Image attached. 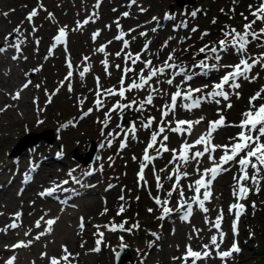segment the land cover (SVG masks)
Here are the masks:
<instances>
[{"label":"rangeland","instance_id":"1","mask_svg":"<svg viewBox=\"0 0 264 264\" xmlns=\"http://www.w3.org/2000/svg\"><path fill=\"white\" fill-rule=\"evenodd\" d=\"M28 1V0H25ZM24 0H0V7L4 10L12 9L14 7L15 10L12 12V16L21 17V26L25 29L26 35L29 39L32 40V43L35 41V32H33L31 22H40V26H38V29L36 30L37 36L40 34H43V26L45 25L46 20L49 19V13H51V8L47 7L44 9V6L49 5V1L47 0H32L30 1V4H33V9L36 10L37 15L32 18L31 21H28L26 18L28 17L29 13L23 12L25 9V2ZM92 6H94V11L97 10L95 8H98L99 15L103 14H109L111 16L117 17L118 12L119 15H123V13L127 12L129 15L127 17H133L135 11H131L130 9H127L125 7H122L121 1L118 0H88ZM100 1V4L98 3ZM149 1V0H147ZM153 2H157L158 6L156 8H153L149 10L146 14L141 15V25L143 28H145V31H149V35L147 36V39L152 41V38L157 36L159 32H163V35H165L166 39H169V50L171 51V54L175 57V63L182 64L189 73L196 72L199 73L196 77H194L193 80L189 81L187 84V87L190 85L192 88H200L203 85L207 84L209 85V88L204 89V92H208L211 90V85L213 83H218L220 81V78L228 71H231V68H223L218 67L216 69L209 68L205 72H202L200 68H194L193 65L196 64L198 61L205 59L204 53H199L198 50L203 47L205 44L208 45H218V41L225 39L222 29L224 31H231V29H236L239 32L244 31V25L246 23H249L254 19V17L250 14L249 5L253 6V9L258 7L261 0H194L192 5H178L176 0H152ZM184 1V0H181ZM73 0H68V4H73ZM142 0H136V3H133V5L136 7V4L138 7L141 4ZM100 5V7H98ZM19 7V8H18ZM122 7V8H121ZM137 7V8H138ZM165 8L167 11H172L173 18L177 21V24L171 25L172 27H168L166 25H163L164 29L155 32L152 31L153 28H156V20H153V17L158 18L159 17V8ZM118 8V9H115ZM113 9L114 13H113ZM223 9V11H221ZM47 12H46V11ZM101 12V14H100ZM108 12V13H107ZM192 12H196V16L194 18V22L192 23V26L188 25L186 22V19L188 16H191ZM63 13V11H61ZM241 13L244 14L248 19L245 20L244 16H241ZM89 17L90 19H95V14H88L85 16V18ZM213 20L216 22L213 23ZM146 24V25H145ZM264 27V23L257 21L256 24L252 26V31H255L259 34V29ZM195 29V31H193ZM9 30V29H8ZM204 33H207V35H203ZM11 34V35H9ZM193 35V36H191ZM191 36V37H190ZM5 37H8V39H5ZM17 38L16 32H13L12 30H9L5 33L4 37L1 38L0 46H6L8 43L13 44L15 43ZM250 40L249 45L246 47V51L243 53V55L238 52V50L234 48H229L224 51L218 52L217 54L220 56V60L216 61L214 59H209L206 61L209 65L217 64V65H235L239 63V60L241 58L247 59L249 63L252 62L253 59L261 60V63H264V34L260 35V39L257 41H252L251 37H248ZM164 40V44H165ZM52 45L56 42L50 41ZM163 45H161L162 47ZM43 48L48 51L49 45L46 44V42L43 43ZM260 48L261 53L263 55V58L261 57H254V55H249V52L252 49ZM153 55L158 56L160 52V46L157 42L152 41V47L150 48ZM63 49H61L60 52H62ZM175 50V51H174ZM166 56V54H163ZM27 68H26V74L32 75L35 73L37 67H33V63H30L32 58H37L35 55V52L33 49L30 48L29 54L27 55ZM46 57V56H45ZM51 60H55L51 56H48ZM125 55L121 58H119L117 61L118 64L121 65V69H119L120 74L117 77H112V75H106L105 73H101L99 76H102L101 79V95L97 96V85L95 82L91 81V86L93 87V91L90 93L87 92V88L89 85H87L84 89H80L81 95L75 99V105L70 106L72 101H67V105L61 104L60 98H54L49 99V101L46 103V114L48 115V122L45 125H40L39 127L35 129H29L26 126H23L20 133L16 134L19 135L16 139L13 138L12 142L7 145L2 151L3 157L6 155H11L10 152H12L16 146L18 145V141L24 137H26L27 140H32L34 138H37L35 134H39L42 137L38 139L36 144H32L29 147L35 148L37 147L39 154L40 150L43 148L41 146H49L50 144H60L61 152L63 155V161L66 162V164H62L64 162H55L53 165V169H55V172L57 177L54 178H60V175L67 174L68 168L66 167L67 164L70 165V167L75 168L76 170L80 171L86 169V172L84 173H91V175L96 174L95 169H97L98 172H103V176H99L96 178V180L103 181L107 178H111L108 176L105 170H112V177L121 178L122 176H127L129 172L134 168L135 163L137 161H140L141 164H146L147 162L143 160L144 156V149L147 147L148 142L150 141L151 135L153 132L158 133L157 134V144L153 147L152 151H149V155L152 157H155V159L149 161L151 164H154L158 157L161 156V159L165 155H171V151L169 152H160L157 153V148L160 147V141L162 140V137L164 135H167L169 139L167 141H164V144L171 150L178 147V137L177 132L170 131L171 128H173L172 124L171 126L167 124V120L170 118H173L172 114L170 113L167 117L161 116L162 109L157 112L156 106L158 105V102L160 101V98L155 97V102L153 103L155 107H152L148 104L144 105V109L142 111H137L136 108L138 107V104L140 101L144 100L143 98L145 92L144 90H132L131 92H125L126 99H121L118 95L117 96H108L103 93V89L108 88H114L115 90H119L121 87L119 80L122 73V69L124 67L130 66V61L127 63L124 59ZM114 58L115 56L112 55V57L109 59L111 60V63L108 64L109 72H112V68H114ZM44 59V57H43ZM68 61L71 62L72 68L71 71L73 73L72 78L74 81H80L81 77L79 73L82 70H75L76 66V58L71 56L70 54H67ZM100 57L95 58V62L93 64V70L92 72H95L98 70ZM141 59H144L143 56H141ZM62 63L65 65V61ZM141 67H144L143 61H141ZM163 62L158 67H162ZM4 66H1L3 68ZM264 69V67H262ZM63 70H67V72L70 70L68 66L66 65ZM53 71H55V68H53ZM173 69V73H174ZM66 72V73H67ZM147 73V71H146ZM172 73V74H173ZM37 74L39 77H46L45 71L42 73L41 70L37 71ZM89 76H91V71L87 73ZM172 74L168 77L164 78V81H166L168 78L172 77ZM147 75V74H145ZM247 76L249 79H243L238 78L236 82L240 84V88L234 89L229 88L228 86H225V91L229 93L228 100H224L222 97H216L215 99L220 100V103L217 104L214 101L212 102V105H209L207 101H203L199 108H197L195 111H192L190 114L186 115L188 121H193V118L195 117H204L205 120H202L201 123L205 125L208 129V122L209 121H215L219 119L221 116L224 117V125L219 127L216 130V136L214 139H212L213 144L216 145H229L232 143V141L237 142L233 140L232 138L237 137L238 133H233L232 130L240 125L243 116H240L241 109L245 106L249 105V98L253 96L257 91H259V84H264V82H261L264 79V71L261 72V66L256 65L250 71L247 73ZM179 77V76H178ZM251 77H256L254 80L251 79ZM137 76L133 73H128L127 77H125V86L128 83H131L133 79H136ZM71 79V78H70ZM182 77H179V80L181 81ZM89 80V79H88ZM195 82H202L203 84L198 85L197 87H193V84ZM44 85H46V80L42 81ZM68 83V80L65 81V84ZM82 83H79L81 85ZM173 85H168L165 82L164 87L160 88V92H152L153 98L154 96L162 93V91L167 92L169 96L175 90H172ZM261 87H264L263 85H260ZM186 89H181V91H185ZM239 93V96L236 95V93ZM0 95H2L0 93ZM146 95V94H145ZM201 95V93H194L193 98H198ZM2 98V97H1ZM0 98V99H1ZM103 100L104 106L101 107L99 110L96 109L95 101L97 99ZM60 99V100H59ZM135 100L137 101L136 105H133V108L131 109H124L120 110L117 109L114 112H110L109 115L111 116V119L108 122V126L105 127L102 121L105 120V112H107L112 106L117 102L120 101L121 104H127L130 101ZM83 101V103H81ZM261 101H255L254 103L256 105L259 104ZM228 105H231L230 107ZM19 111L23 110V107L19 105L16 106ZM93 109V111L89 114L91 117L89 118V115L85 116L83 115L85 112H88L89 109ZM72 116H75V119H72ZM82 118L81 123H83L82 126H80L78 129H74L71 127V122L73 124L74 121H78L79 118ZM149 117L154 118L152 122V126L148 129H145L142 126L141 122H147ZM240 117V118H239ZM19 118L18 114L15 111V108L10 107L8 110V113H5L0 120V131L5 132L7 130H10V125L5 126L2 124L3 120H10L11 122L16 123L17 119ZM79 122V121H78ZM117 125H120L118 128ZM135 125L136 132H135V138H132V134L128 132V129ZM159 127H164L165 131L163 133L158 132ZM63 128H70L63 136H59L60 130ZM185 128H187V125H185ZM50 131V133H48ZM103 131V134H102ZM127 132V135L125 133ZM33 133V134H29ZM108 133H113V135H108ZM186 132H183L185 134ZM29 134V135H28ZM50 134L52 135V142L48 143L47 137L50 138ZM2 137V136H1ZM0 137V139H1ZM25 138V140H26ZM182 139V138H180ZM264 139V138H262ZM91 140L94 144V153L93 157L95 156V162L92 163L91 160H93V157L89 159L90 155H84L83 152L85 151H92L93 147L90 146L87 142ZM231 140V141H230ZM111 141V146H109L108 142ZM121 141H123L126 144V147L121 148ZM41 142V143H40ZM45 142V143H44ZM103 145V147L101 146ZM19 147V146H18ZM17 147V148H18ZM76 149V152H75ZM152 149V148H151ZM180 149V147H179ZM179 149L177 150V155H179ZM101 155H100V151ZM224 150L222 148H219L216 150L214 155H216L219 159V156L221 155L219 151ZM190 152L188 155L190 156ZM243 155V153H241ZM139 157L137 160H134L133 157ZM87 158V162L83 161V158ZM111 158V159H109ZM1 159V158H0ZM239 159V157H237ZM235 162H229V164L224 165L225 168L230 166V164H234ZM155 166V165H154ZM95 168V169H94ZM155 172L151 169L144 170V180H136L133 185H130L126 187L125 191L123 192L124 200H118L117 198L112 199L111 203H105L100 209H98L99 205L95 206V209L91 212V215L88 217L87 222L90 224H94V222H97L99 226L101 227V230H97L95 228L92 230V233L86 234L83 238L85 241L88 242V238H91L94 243L97 242L98 239H100V236L98 233L100 231L103 233L104 230L106 232L104 233L103 241L101 243V248L99 252H95L92 254V249H87L85 252H81L79 255L80 257L74 258L75 264H113L114 263V256L115 253L119 250L121 245H125V247L128 249V252L131 254V262H125V264H136L139 261V264H183L182 260L180 259L179 262H174L173 256H183L186 251V245H191L192 247V239H181L179 238L178 234H175L176 231L171 235L169 230V224L171 220H169L167 217L164 219H158L162 215V208L160 206H157V203L155 202V197H159L158 193H153L156 189V185L154 183V176L157 175V168H154ZM54 173L52 175H54ZM83 173V177H86V175ZM252 173V172H251ZM99 174V173H98ZM227 171H221L217 176L216 179L212 181L211 184V190H213V195H223L224 191L227 190V182L230 180V176H227ZM242 174V173H241ZM240 174V175H241ZM80 175V174H79ZM239 175V176H240ZM102 177L104 179H102ZM149 178L152 179V181L149 180ZM259 184L253 185L251 184L252 193L247 196V198L244 200L243 204H245V207L243 209L242 215L240 216L238 222H237V235H233L232 231V223L228 215V210L225 208H222L223 210V220L221 222V229L228 233V237L224 238L223 243L220 245V251H226L228 250L232 243L235 241L237 243V246L240 248V252L234 253L233 256L227 258L226 260H221L216 255V250H213V256H210V263L209 264H264V172H261L259 177ZM94 181V180H91ZM147 181V183H145ZM90 182V181H89ZM107 183V182H106ZM99 183H96L95 185H98ZM165 185V184H164ZM166 187V185H165ZM259 189L257 191L256 189ZM39 189V186L37 187V190ZM100 189V188H99ZM34 190V189H33ZM42 190V189H39ZM97 190V189H96ZM13 191V190H12ZM35 191V190H34ZM98 194H92L93 198H100L101 193L99 190H97ZM150 192V193H149ZM168 193V192H167ZM166 198L170 200V197L167 196ZM15 194V190L13 192ZM151 194V196L147 195ZM36 196V195H35ZM8 196L5 195L2 198H0V203L7 204L9 202V199H7ZM139 198V199H137ZM19 198L17 197V201ZM8 201V202H7ZM57 201V200H55ZM178 202L181 201H171L168 203L167 207L170 209H173L172 212L175 211L177 208ZM182 201L181 203H183ZM222 202H224L222 200ZM15 203V202H13ZM42 203L44 204V200H42ZM85 203V202H84ZM188 203V202H187ZM56 202H48V205L50 208L55 207V210L50 214L52 216H57V210H60L56 205ZM217 204V206H216ZM253 204L255 207H253ZM8 205V204H7ZM47 205V204H46ZM87 205V204H84ZM123 205L125 211L122 212L120 215H117V212L120 209V206ZM187 205L185 204V207ZM206 207H208L209 211L207 212V215L209 218H213L215 213H219L216 208H220V204L217 203V198H215L214 201H210L207 203ZM33 206H29L26 210L27 212H31V209ZM81 208V207H80ZM107 208V212H104V209ZM70 209H74V207H70ZM149 209H152L150 212ZM225 209V210H224ZM184 211V210H181ZM181 211H176L177 213H180ZM198 211L201 212L198 208L197 204H194L193 206V215L197 216ZM236 210H233L232 217L235 218ZM21 212L20 209H16L13 212V216L15 217V213ZM104 212L103 215L101 213ZM171 212V214H172ZM98 213L99 215L94 217L93 214ZM197 215H196V214ZM176 217V215H175ZM65 218V216H64ZM75 218V217H74ZM72 218V219H74ZM174 218V217H173ZM192 219V216L188 218V220ZM189 220V221H190ZM58 221V220H57ZM181 217L178 216L177 218V227L175 230L180 229V226L185 229L187 224H184ZM63 224H67L69 222L61 221ZM79 224V223H75ZM123 224L124 230H120L119 227H117L116 231H109L105 225H108L111 227L112 225L119 226ZM133 225H138V227H133ZM78 226V225H77ZM128 229H131V231H128ZM152 233H156L159 239L156 238V236H153ZM90 236V237H89ZM198 236V235H195ZM200 236V235H199ZM201 238V236H200ZM170 241V243H169ZM172 241L174 243L172 244ZM152 242V248L150 250V253L148 252L147 256V262H143V256H146V253L148 251L149 243ZM172 244V245H171ZM10 246V244H9ZM59 246V245H58ZM98 245H96L97 247ZM176 247V248H175ZM35 250L37 251H46V255L57 257L54 254L53 249H49L48 245H39L38 247H35ZM22 251V248H18L17 251H12L9 254H7V257H10L12 254L18 255L19 259L18 261H15L13 264H27V261H24V258H20V253ZM167 257V261H163V258ZM23 261V262H22ZM137 261V262H136ZM136 262V263H135ZM188 264H191V259L188 261ZM196 264H199L198 261Z\"/></svg>","mask_w":264,"mask_h":264},{"label":"bare ground","instance_id":"2","mask_svg":"<svg viewBox=\"0 0 264 264\" xmlns=\"http://www.w3.org/2000/svg\"><path fill=\"white\" fill-rule=\"evenodd\" d=\"M30 1L32 0L25 1L26 3L24 6L27 9L22 11V13H31L34 10L33 4H30ZM47 1H49V5L44 6V9L50 7L52 15L51 17H49L48 20H46L45 25L43 26V34H40L39 36H37L36 30L38 29V26L42 27L40 25V22L42 20L40 22H31L33 32H35L34 36L36 37L33 43L32 40L27 37L25 29L21 26V17L12 16V12L17 7L8 10L2 9L3 6L0 7V41L1 38L4 37L6 32H8L9 30L13 31L14 29L19 28V31L16 32L17 38L15 43H8L6 46H0L5 49L3 53H0V93L2 94L0 95V98L2 97L0 99V109H3V111H0V120L2 119L5 113H8L10 107L15 108V111L19 116L16 123L11 122L10 120H3L2 124H4L5 126L10 125L12 127H10V130H7L5 132L0 131V137L2 136L0 139V198L7 195V199H9V202L7 201L8 205L0 203V229H6L4 231H0V264H6V261L13 257L15 258L13 260V263L15 261L20 260L18 258L19 256L16 254H12L10 257H7V254L12 251H17L18 248H22V251L19 252L20 258H24V261H27V264H50V258L53 257L46 255V251L41 252L35 250V247H38L39 245H48L49 249L54 250V254L57 256L55 258L58 259L65 254L61 246H66L69 252L78 255L70 257L69 262L60 260V264H75L76 262L74 261V258L80 257L79 255L81 254V252H85L87 249L96 248L97 243H94L91 238H88V242L85 241L83 238L86 234L88 235L92 233V230H94L95 228H97V230H101V227L97 222H94V224H90L87 222V219L91 215V212L95 209V206L99 205L98 209H100V207H102L106 202L108 204L111 203L113 197L120 200L119 197L121 195H124L123 192L126 190L125 188L130 185H133L134 182L139 179L137 173L141 170V162L137 161V163H135L134 165V168L131 170V172H129L127 176H122L121 178L112 177V170H105L108 176H110L111 178H107L106 180L98 182L96 178L99 176H103V172H98L97 169L94 168L96 174H90L86 175V177H83V173L86 172V169L84 170V172L82 170L77 171L75 169L76 166L75 168H73L67 164V174L60 175V178H54L57 177V174L54 173L55 169H53V165L55 164V162L61 161L64 162L62 164H66V162L62 159L64 154H62L61 152L60 144L57 143L56 145L50 144L49 146H41L43 148L42 150H40L41 154L37 153V147H29L33 143H29L27 145L15 148L16 152L12 151L10 152L11 155H6L5 157H3L4 155L1 154L3 152L2 150L12 142L14 137L17 138L19 136L16 134L21 132L23 126H26L29 129H35L40 125H45L48 122L49 117L45 112V105L49 101V99L60 98L62 105H67V101H72L70 106H74V98L77 99L81 95L80 89L82 90L87 85H89V87L86 89L87 92L90 93L91 91H93L91 81L95 82V84L97 85L96 78L99 77L100 81L103 78L102 76H99L101 73H105L106 75H108L105 72L104 65L101 63L102 60H107L109 64L111 63V60L109 59L113 55L115 56V66L119 63L117 60L123 57L124 55L131 53L134 58L135 54L140 53V55L143 56L144 59L151 60L153 62V66L158 67L162 62L164 63V61L167 60L169 54H171V51L169 50L168 46L170 40L166 39L165 35H163V32L161 31L157 34V36L152 38V41L157 42L160 46L159 55H153L150 49L152 47V41H149L147 39V36L150 33L148 30L145 31V28H143L141 25V15L146 14L149 10L153 8H156L158 6L157 2H153L152 0H142L141 4L139 5L140 7H138L137 4L135 7L133 3H136V0L135 2H133V0H118L121 1L120 3L121 5H123L122 7H125L135 12L133 17L119 15L118 12L117 17L114 18V16H111L109 14L99 15V12H97L98 8H95L97 10L94 11V6H92L88 0H73V4H68V0ZM98 3L100 4V1ZM98 7H100V5ZM115 9H113V13ZM61 11H63V13H61ZM158 11L159 17L156 19L157 25L155 26L158 31L164 29L163 27H161L163 25L172 27L171 25L180 22L173 18L172 11H167V9L161 7L158 9ZM5 13H7V15H4ZM87 13L95 14L96 18L93 20L89 17L85 18ZM166 13L171 16V19H165ZM85 19H89L88 24H83V21ZM78 22L83 25L79 29H77ZM186 22L188 23V25L192 26V23L194 22L193 16H188ZM61 27H65L66 31L64 42L56 44L55 48H52V52L50 54L49 49L50 47H52V44L49 42H54L53 38L58 35V30ZM98 30L100 31V35L96 38L95 41H93V33L97 32ZM141 32L146 33V35L141 36ZM121 33L124 34L123 40L128 41L127 48H124L122 40L114 39V37L120 35ZM164 40L167 41L166 46L164 44ZM109 41H111V43H108ZM44 42L49 45L48 51L43 48ZM146 43L148 44V50L146 52H143L142 49ZM17 44L19 45L20 51H17L16 48L12 46ZM101 45L106 46L104 53L96 51ZM161 45L163 46L161 47ZM30 48L33 49L35 55L37 56V58L34 57L30 61V63H33V67H37L35 73L32 75L26 74L28 59L27 55L29 54ZM61 49H63L62 52H60ZM117 52L121 53L120 57H117L115 55V53ZM67 54H70L71 56L76 58L77 64L75 66V70L83 71L85 67H88L91 71V76H89L87 74L89 72H87L85 73L83 79L80 78L81 82L74 81V79L71 77V92H69L67 87L69 81L67 84H65V76L68 72L67 70H63L68 62ZM163 54H166V56H164ZM249 55H254V57L263 58L260 48L252 49L249 52ZM13 56L17 57V59L13 60ZM48 56H51L55 60H51ZM84 57H88V59L85 61ZM96 57L101 58L99 62L100 65L97 71L92 72L93 64L95 62ZM62 61H65V65L62 63ZM141 61L144 60L141 59ZM141 61H138L135 65H131L130 62V66L135 69V72H133V74H135L136 76L139 74V70L142 68ZM1 66L4 67L1 68ZM53 68H55V71H53ZM38 70H41L42 73L45 71L46 77H39L37 74ZM146 71L147 70H145L144 75L147 74ZM263 71L264 69H262L261 67V72ZM110 73L112 77H117L120 74V71L119 69L114 67L112 68V72ZM172 73L173 69H167L164 76L154 78V80L150 82L152 84V87L158 89L164 87V78L170 76ZM156 79H160L162 83L155 84L154 81ZM44 80H46V85L42 83V81ZM61 82H63V85L61 84ZM261 82H264V79ZM25 83L29 84L27 88H23V85ZM79 83L82 84L79 85ZM201 84L203 83L195 82L193 84V87H197ZM172 85L173 86L171 89L175 91L178 90L176 87L177 85L180 86L179 90L187 89V84H182L178 76L174 78V82ZM260 85L264 86V84L262 83L259 84V89L262 88ZM57 89H59V91H57ZM150 91L151 90L148 89L146 86L143 91L146 95L144 94L143 98H145ZM17 92H19L20 94L19 99H13L12 97ZM165 93L167 92L162 91V93L154 96L153 98V103H156L155 97L160 98V101L156 106L157 112H159L161 109L163 110V105L170 103L171 96H169L168 93ZM262 102L264 101L259 102V104ZM181 103H191V100L181 101L180 98H178V105L175 110V116L172 115L173 118H170L166 121L168 125L171 126L172 124V127L176 126V120H187L186 115L190 114L192 111H195L197 109L194 108L189 111L183 107H180L179 105ZM19 104L21 107H23V110H21V112L16 107ZM208 104L212 105V102H208ZM259 104L256 106L258 107ZM150 106L155 107L154 104ZM248 106L249 105L241 109L240 116H242V114L248 110ZM90 117L91 115H89V118ZM201 117L202 116L195 117L193 118V121H196ZM85 118L87 117L85 116ZM72 119H75V116H72ZM203 120H205V118ZM78 121H74L73 124L71 122V127L74 129H78L80 126L83 125V123L80 122L82 121V117L79 118ZM181 127L185 128V125ZM69 129L70 128H63L62 130H60L58 135L63 136V134H65ZM207 130V127H205L203 123H200L193 125L192 132L190 135L187 132L185 134H183V132H177V136L182 139L178 138V147L174 149L178 150L179 147H181V145L185 142L189 144L193 143L201 134L206 133ZM241 131L242 129L239 127V125L232 130L233 133H239ZM216 134V131L213 132L212 139L215 138ZM26 141L27 138L22 143ZM50 141H48V143L52 142ZM232 143H234V141H232ZM203 148L204 145H197L195 148L190 149L189 152L191 154L189 157H191L195 151H202ZM152 150L153 148L149 149L148 151ZM94 152L95 151H93V153ZM101 152L102 150L100 151V155ZM219 153L222 155L224 153V150L219 151ZM83 154L85 156H88L90 155V151H85L83 152ZM207 155L208 154L206 153L204 157L199 158L201 161L199 165H197L195 161L191 160L187 164H183L178 160H173V163L169 164V160H172V154L165 155L162 159L161 156L158 157L154 164L147 162V167H145L144 170L151 168L152 170H155L154 168L160 170L157 171L158 173L156 176L160 177V183L163 185V187L159 189L156 187L153 193H158L161 202L167 199L166 193L171 190L173 183H175V173L173 169L179 167L181 174L183 172L189 173L187 177L181 175L179 188H182L185 192L184 200L188 203H192L193 211V206L195 203H193L190 198L195 195V193L194 191L189 190V185L194 184V181L200 178V173L196 171L197 167H199L202 172L203 168L212 166L211 162L207 159ZM214 156L218 160V157L216 155ZM92 157L93 154L90 155L89 159H91ZM135 158L136 159L134 160H137L139 157L137 156ZM86 160L87 158L84 157L83 161L87 162ZM91 162H95V156L93 157V160H91ZM161 169H164V171H161ZM227 169L228 170L226 175L230 176V180L226 183L227 190H223L224 194L213 195V190L210 189L212 194L210 201H214L215 198H217V203L220 204V208L216 209L217 211H219V213L222 208L228 210L229 205L233 203L243 204L244 202V200H237V198L233 195V192L236 191L238 188L236 181L233 179V177H239V175L241 174L240 166L237 163H234L230 164ZM70 172L72 173L71 176L69 175ZM53 173L54 175H52ZM170 174L173 176L172 180L168 179V176ZM251 174V170H249V175ZM156 176H154V183L157 186ZM26 177H28V179H26ZM73 177H75L76 181L78 182H75L73 180ZM102 179L104 178L102 177ZM149 180L152 181L151 178H149ZM63 181H68V183H63ZM96 183L99 184L95 185ZM242 183H244L245 186L249 187V196L252 193V182L249 180ZM164 184L166 185V187ZM38 186L39 189L42 190H37ZM48 189H54V191L51 194L41 195V193H46ZM96 189L99 190V192L101 193L99 199L98 197L93 198L92 196V194H98ZM14 190L15 194H13ZM203 191L204 189H201V198ZM147 195L151 196V194ZM17 197L19 198L18 201ZM42 200H44V204L42 203ZM222 200L224 202H222ZM49 201L56 202V205L58 206L56 208L60 209L57 210L56 217L50 215L55 210V207L50 208L48 205ZM171 201L182 202L179 196V191L173 192V195L172 197H170L169 202ZM210 201L205 202V207ZM30 205L33 206V208L31 209V212H27L26 209ZM157 206H160L162 208L161 211L163 214V204H157ZM70 207H74V209H70ZM186 208L187 206L185 207V209ZM16 209L21 210V216L19 217V219H15L13 216V212ZM219 213H215L213 218H209L207 213H204L203 211H198V215L195 213L197 216L193 215L194 213L192 212V219H189L190 221H183L184 224H187L185 229L180 226V229L177 230H175L178 225L177 218L178 216L181 217L184 214V211H181L180 213L174 211L172 212V214L167 215L165 217L171 220L169 224V230L171 235L176 231L175 234L179 235L180 240L190 239L189 237H192L191 244L193 250L195 251L203 252L204 249L202 248V245L208 244L209 250L212 252L211 256H213L214 246L210 244V238L212 235H216L219 242L220 235L219 232L212 227V222L215 221ZM98 215V213L93 214L94 217ZM228 215V220H235V218L232 217V214H229V211ZM41 217H43V220H41ZM81 218H83L85 225L83 230L80 229ZM49 219L56 221L51 226V231L45 232V235L40 236V239L36 240L35 236L39 235L41 232H44L47 229L48 226L45 221ZM64 219L69 223H61V221H63ZM206 219L209 221V223H205ZM38 220L41 222V227L39 228L35 227V223ZM13 221H15L19 226L17 228L7 227ZM193 228L201 229L202 231L197 234L193 231ZM105 232L106 230L103 231V233ZM25 233H28V235H25ZM224 233V238H227L228 233ZM199 235L201 236V238ZM29 241H31V243H29ZM19 242L28 244V246L18 248L11 247L12 245L17 244ZM173 243L174 241H172V244ZM6 245L9 247H5ZM81 245H83V247H81ZM151 248L152 242L149 243L148 251L146 253V256H143L142 263L147 262L146 259L147 256H149L148 252L150 253ZM95 252L96 251H93L90 255H93ZM42 253L45 255L42 256ZM173 257L179 258L181 256L174 255ZM167 259V257H164L163 261H167ZM210 259L211 257L198 260V263L209 264ZM179 260L180 259H175L174 262H179ZM136 264H139V261Z\"/></svg>","mask_w":264,"mask_h":264},{"label":"snow or ice","instance_id":"3","mask_svg":"<svg viewBox=\"0 0 264 264\" xmlns=\"http://www.w3.org/2000/svg\"><path fill=\"white\" fill-rule=\"evenodd\" d=\"M135 2V0H133ZM250 9V14L254 17L252 21L249 23H246L244 27L243 32H239L236 29H231V31H224L222 29L223 35L225 39L218 41L219 47L216 45H208L205 44L203 47H201L198 52L199 53H204L205 54V59L198 61L196 64L193 65L194 68H200L202 72L206 73V70L209 68L216 69L218 67H223V68H231V71L226 72L221 78L218 83H213L211 85V90L208 92H204V89L209 88V85L205 84L200 88H192L190 85L187 87L185 91L179 90L180 86L177 85V91L171 94L170 97V103H167L163 105V110L161 111V116L162 117H167L171 113L173 116H175V110L178 105V98H180L181 101H189L191 100V103H181L179 106L183 107L187 110H192L194 108H199L201 103L203 101L207 102H215L217 104L220 103V100L215 99L216 97H222L224 100H228L229 98V93L225 91V86H228L229 88H234L238 89L240 88V84L237 81L238 78H243V79H249L247 76V73L252 71L254 66L260 65L261 67H264V63H261V60L253 59L251 63L248 62L247 59L241 58L239 60V63L235 65H217V64H212L209 65L206 63L207 60L209 59H214L216 61L220 60V56L217 54L218 52L224 51L229 48H234L238 50L242 55L246 51V47L249 45L250 40L248 37H251L252 41H257L260 39V35L264 34V27L259 29V34L255 31H252V26L257 23V21H260L264 23V0H261L260 4L258 7L253 9L252 5H249ZM223 11V9L221 10ZM4 15H7L5 13ZM37 15L36 10L34 9L31 13H29L28 17L26 18L28 21H31L33 17ZM51 13H49V17H51ZM124 16H128L129 13L125 12L123 13ZM191 15L194 17L196 16V12H192ZM241 16H244L243 13H241ZM156 17H153V20H156ZM165 19H171V16L166 13L165 14ZM244 19L247 20L248 18L244 16ZM216 21L213 20V23ZM89 19H85L83 21V24H88ZM83 25L80 24L79 22L77 23V29L81 28ZM66 27V26H65ZM65 27H61L58 30V35H56L53 39L56 42L55 44L52 45L49 49V53L51 54L52 48H55L56 44L58 43H63L65 36H66V31ZM119 27V25H118ZM157 29L153 28L152 31L155 32ZM19 28L14 29L13 32H18ZM132 31V30H130ZM195 31V29H193ZM11 35V34H9ZM100 35V31L98 30L97 32L93 33L92 39L93 41L96 40V38ZM123 33L120 35H117L114 37L115 40H122L124 48L128 47V41L123 40ZM141 36L146 35V33L141 32ZM203 35H207V33H204ZM5 39H8V37H5ZM171 39V38H169ZM108 43H111L109 41ZM167 45V41H165V46ZM13 47L16 48L17 51H20L19 45H12ZM105 45H101L96 51L100 53L105 52ZM148 50V44L146 43L142 49L143 52H146ZM5 49L3 47H0V53H3ZM175 51V50H174ZM117 57L121 56L120 52L115 53ZM13 60L17 59V57L13 56ZM26 59V57H25ZM88 57H84V60L86 61ZM125 62L127 63L128 61L131 62V65L137 64L138 61H141V55L140 53L135 54V57L133 58V55L131 53H128L124 57ZM175 57L172 54H169L167 60L164 61L162 67H155L153 66V62L151 60H144L143 64L144 67L139 70V74L137 75L136 79H133L131 83H128L125 86V77H127L128 73H133L135 72V69L131 66L124 67L122 69V75L120 77L119 83L121 87L119 90H115L114 88H108V89H103V93L108 95V96H119L121 99H126L125 97V92H131L132 90H144L147 86L148 89L151 91L149 94L145 97L144 100L140 101L138 104V107L136 108L137 111H142L144 109V105H152L153 104V95L152 92H160V89L158 88H153L152 82L154 78H158L160 76H164L166 73L167 69H174V73L172 74V78H168L166 82L168 85H172L174 82V78L179 76L182 77L181 83L182 84H188L189 81L193 80L194 77L199 75V73L192 72L189 73L188 70L182 65L175 63ZM171 62V63H170ZM101 63L104 65L105 72L107 74H111L108 71V61L107 60H102ZM67 66L70 69L65 76V80H68L69 83L67 85L69 92L72 91V86L70 82V78L72 77L73 73L71 71L72 64L70 61L67 62ZM117 69H121V65L117 64L115 65ZM145 70H147V75H144ZM90 69L88 67H85L83 71L79 73L81 79L85 76V73L89 72ZM256 77H251V79H255ZM97 81V96L99 97L101 95L100 89V80L99 77L96 78ZM30 83V82H29ZM155 84H160L162 81L160 79H156L154 81ZM63 85V82H61ZM29 86L28 83H25L23 85V88H27ZM38 87V85H37ZM23 90V89H21ZM59 91V89H57ZM194 93H201V95L198 98H193ZM167 94V93H165ZM237 96H239V93H236ZM19 92H17L12 98L13 99H19ZM255 101H264V87H262L259 91H257L253 96L249 98V106L248 110L245 111L242 116L244 117L239 125V127L242 129L241 132L237 134V137L232 138L233 140L237 141L235 143H232L230 145H216L213 144L212 142V134L215 132L219 127L224 125V117L221 116L219 119L215 121H209L208 122V130L206 133L201 134L193 143L189 144L187 142L183 143L179 149V155H177V150L176 149H169L165 144L164 141H167L169 137L167 135H164L162 137V140L159 142L160 147L157 148V153L159 154L160 152H169L171 151L172 153V160H169V164L173 163V160H178L182 162L183 164H187L191 161H195L197 165L201 163L199 158H202L205 156L207 153V159L211 162V167H206L203 168L202 172L199 167H197L196 171L200 173V178L196 179L194 181V184L189 185V190L194 191L195 195H193L190 199L193 203L197 204L199 206V209L203 211L204 213H207L209 209L205 207V202L210 201L211 198V184L212 181L216 179V176L221 172V171H227L228 169L224 167V165L229 164V162H235L240 166V172L242 173L239 177H233V179L236 181V184L238 186L237 190L233 192V195L237 198V200H245L249 194V187L245 186L244 183L245 181H251L253 185L259 184V175L261 172H264V102L260 103L259 106L257 107L256 104L254 103ZM35 102V101H34ZM83 103V101H81ZM96 109L99 110L101 107L104 106L103 100L97 99L95 102ZM137 101L132 100L127 104H121L120 101H117L112 108H110L107 112H105V120L102 121L101 123L104 124L105 127L108 126V122L111 119V116L109 115L110 112H114L117 109L124 110V109H131L133 108V105H136ZM229 107L231 105H228ZM0 111H3V109H0ZM93 109H89L88 112H85L83 115L87 116L89 115ZM83 118V117H82ZM152 117H149L147 122H141L142 126L145 129H148L152 126L153 122ZM204 118L201 117L200 119L196 121H188V120H176L175 121V127L171 128L170 131L172 132H187L189 135L192 132V128L194 124H200L201 121ZM187 125V128H182L181 126ZM119 128L120 125H117ZM165 131L164 127H159L158 132L163 133ZM128 132L132 134V138H135V132H136V127L135 125H132L129 129ZM103 134V131H102ZM157 134L156 132H153L151 135L150 141L147 144V147L144 149V156L143 160L146 162H149L155 157H152L149 155V149L153 148L157 144ZM108 135H113V133H108ZM127 135V132L125 133ZM109 146H111V141L108 142ZM197 145H204V148L202 151H195L191 157H189L188 153L190 149L195 148ZM103 147V145H101ZM121 148L126 147V144L121 141ZM218 148L224 149V153L219 156V159L213 155V153L216 152ZM243 153V155H241ZM239 157V159H237ZM111 159V158H109ZM133 159H136L133 157ZM147 167V164L142 163L140 165V172L137 173L138 177L140 180H144V168ZM249 170H251L252 174L249 175ZM155 172V170H153ZM161 171H164V169H161ZM175 173V183H173L172 188L170 191H168L167 196L172 197L173 192L179 191V196L183 203L178 202L177 208L175 211H181L184 210V214L181 216L182 220L187 221L188 218L192 215V203H187V201L184 200L185 197V192L182 188H179V184L181 181V175L184 177H187L189 175L188 172H183L182 174L180 173L179 167L173 169ZM85 175H90L91 173H84ZM69 175L71 176L72 173L70 172ZM207 177V179H206ZM28 179V177H26ZM169 180L173 179V176L170 174L168 176ZM73 180L75 182L76 178L73 177ZM156 181H157V188H162L163 185L160 183V177L156 176ZM63 183H68V181H63ZM147 183V181H145ZM111 187V186H110ZM201 189H204L202 198H201ZM259 191V189H256ZM54 191V189H48L46 193H41V195L45 194H51ZM123 191V190H122ZM120 200H124V196L121 195L119 197ZM139 199V198H137ZM155 202L160 205L161 203L163 204V214L158 217V219H164L165 216L170 215L173 209H170L167 207L169 200L165 199L163 202H161L160 198L157 196L154 198ZM185 204H187V208L185 209ZM244 204L242 203H233L229 205V214H233V210H236L234 215H235V220H233L232 223V231L233 235H237V222L242 215L243 209H244ZM253 207L255 205L253 204ZM107 208L104 209V212H107ZM124 206L121 205L119 211L117 212V215H120L122 212H124ZM151 212L152 209H149ZM104 212L101 213V215L104 214ZM16 219H19L21 216V213L17 212L14 214ZM41 220H43V217H41ZM223 220V210L221 209L220 213L217 215L216 219L214 222H212V227L215 228L220 235V240L218 242L217 236L212 235L210 238V244L214 246V249L216 250V255L219 259L226 260L227 258L233 256L234 253L240 252V248L237 246V243L234 241L231 245V247L226 250V251H220V245L223 243L225 233L221 230V222ZM55 220L49 219L45 221L47 224V229L44 232H41L39 235L35 236L36 240L40 239V236L45 235V232H50L51 231V226L55 223ZM205 223H209V221L206 219ZM19 225L13 221L10 225L7 227L9 228H17ZM84 221L83 218H81V223H80V229L83 230L84 228ZM35 227L39 228L41 227V222L38 220L35 223ZM99 227V226H97ZM109 229V231H116L117 227L120 228V230H124L123 224L116 226L112 225L109 227L108 225H105ZM133 227H138V225H133ZM6 229H0V231H4ZM128 231H131V229H128ZM193 231L199 234L201 229H196L193 228ZM100 236V239L97 240V247L92 249V251L99 252L100 247L99 245L103 241L104 233L100 232L98 233ZM25 235H28V233H25ZM153 236H156L157 239L159 237L157 236L156 233H152ZM190 239L192 237H189ZM31 243V241H29ZM28 244H25L23 242H19L17 244L12 245V248H18V247H27ZM151 246V245H150ZM9 247V246H5ZM63 249V252L65 253L62 255L59 259L58 258H50V264H60V260H63L65 262H69V258L73 257L74 255L78 254H73L69 252L66 246H61ZM83 247V245H81ZM120 247H125V245H121ZM202 248L204 249L203 252L201 251H195L191 247V245H186V251L185 254L182 257H173V259H181L183 264H188V261L191 259V264H196L198 260L206 259L212 255V252L209 250V245L204 244L202 245ZM44 256L45 254H41ZM119 256V253L116 254ZM15 258H10L8 261H6V264H13V260Z\"/></svg>","mask_w":264,"mask_h":264},{"label":"water","instance_id":"4","mask_svg":"<svg viewBox=\"0 0 264 264\" xmlns=\"http://www.w3.org/2000/svg\"><path fill=\"white\" fill-rule=\"evenodd\" d=\"M176 2H177V4L178 5H192V3L194 2V0H184V1H181V0H176ZM48 133H50V131L48 132ZM29 134H33V133H29ZM28 134V135H29ZM36 135V137L37 138H34V139H32V140H27L26 142H24V143H22L24 140H25V138L26 137H28V136H24V137H22L20 140H19V143H18V145L16 146V148L19 146H23V145H27V144H29V143H33V144H35L37 141H38V139L40 138V137H42L41 135H39V134H35ZM51 138H52V135L50 134V138L49 137H47V139H48V141H50L51 140ZM88 144H90V146H92L93 148V151H94V144H93V141H91V140H89L88 142H87ZM16 149H14L13 150V152H16L15 151ZM75 152H76V149H75ZM91 154H93V152L91 151L90 152V155ZM117 253H119V256H117L116 254ZM131 254L128 252V249L126 248V247H120L119 248V250L115 253V256H114V263L113 264H125V262H131Z\"/></svg>","mask_w":264,"mask_h":264}]
</instances>
